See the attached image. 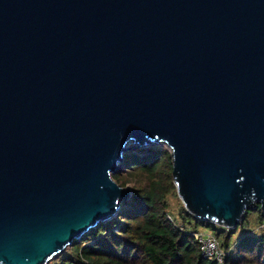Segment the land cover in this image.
I'll list each match as a JSON object with an SVG mask.
<instances>
[{"label": "water", "instance_id": "water-1", "mask_svg": "<svg viewBox=\"0 0 264 264\" xmlns=\"http://www.w3.org/2000/svg\"><path fill=\"white\" fill-rule=\"evenodd\" d=\"M131 143L197 219L264 212V0H0V264L118 217Z\"/></svg>", "mask_w": 264, "mask_h": 264}, {"label": "trees", "instance_id": "trees-1", "mask_svg": "<svg viewBox=\"0 0 264 264\" xmlns=\"http://www.w3.org/2000/svg\"><path fill=\"white\" fill-rule=\"evenodd\" d=\"M112 177L122 187L131 184L132 198L122 203L117 218L77 241L71 247L74 258L63 257V264H218L201 257L193 234L203 228L212 230L228 253L222 264H264V228L257 231L264 227L260 206L252 211L257 217L252 231L251 211L233 230L197 219L177 194L165 146L127 152L122 170ZM172 199L179 201L177 211Z\"/></svg>", "mask_w": 264, "mask_h": 264}, {"label": "built area", "instance_id": "built-area-1", "mask_svg": "<svg viewBox=\"0 0 264 264\" xmlns=\"http://www.w3.org/2000/svg\"><path fill=\"white\" fill-rule=\"evenodd\" d=\"M183 230V228H180ZM196 243L200 247L201 257L206 260L215 261L218 264H222L228 253L222 247L218 237L211 231H198L193 234Z\"/></svg>", "mask_w": 264, "mask_h": 264}, {"label": "rangeland", "instance_id": "rangeland-1", "mask_svg": "<svg viewBox=\"0 0 264 264\" xmlns=\"http://www.w3.org/2000/svg\"><path fill=\"white\" fill-rule=\"evenodd\" d=\"M155 145H158V144H155ZM155 145H144L143 147H139L138 145H134L133 143L130 144V150H135V149H143V148H147V147H150V146H155ZM159 146H165V145H159ZM134 147V148H133ZM136 147V148H135ZM166 148H168L167 146H165ZM133 148V149H132ZM168 150H170L168 148ZM128 151V152H129ZM122 187V186H121ZM126 187L130 188L131 187V184H129L128 186L126 185ZM131 189V188H130ZM122 203H124V201H121V205ZM171 204L174 206V208L176 209V211L178 210L180 204H179V201L176 200V199H172V202ZM250 221L252 222V224L249 226L248 230L249 231H252L253 230V224H254V221H257V217H254V213H252L253 210H250ZM119 216V215H118ZM117 218V217H116ZM264 227H259L257 228V231L259 230H262ZM203 231H206V232H210L212 230L210 229H207V228H203ZM236 239V237H234V240ZM63 257H66V258H74L73 254H72V251H71V248H68V250H66V252H63L61 253L58 257L54 258L52 261L49 262V264H63Z\"/></svg>", "mask_w": 264, "mask_h": 264}]
</instances>
